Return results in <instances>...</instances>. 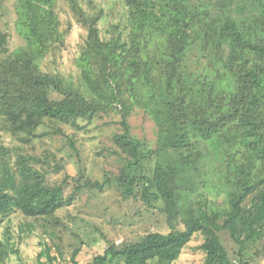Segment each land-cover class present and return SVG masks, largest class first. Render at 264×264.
Here are the masks:
<instances>
[{
	"label": "trees",
	"instance_id": "trees-1",
	"mask_svg": "<svg viewBox=\"0 0 264 264\" xmlns=\"http://www.w3.org/2000/svg\"><path fill=\"white\" fill-rule=\"evenodd\" d=\"M57 1L15 0L21 43L12 50L0 27V133L19 143L0 146V264L19 257L9 226L15 215L19 241L39 230L52 237L65 227L59 211L105 188L160 211L171 231L105 241L86 264H173L196 234L204 264H250L245 252L264 239V0H124V25L113 24L108 38L99 35L92 0H61L85 31L68 72L59 71L68 32ZM136 111L156 128L152 149L131 133ZM114 113L119 120L104 124L116 127L106 150L117 170L101 182L82 169L55 179L63 158L24 152L60 140L78 157V132ZM184 194L194 195L183 202ZM221 234L235 245L232 254ZM40 244L37 264H52ZM76 255L71 264H79Z\"/></svg>",
	"mask_w": 264,
	"mask_h": 264
},
{
	"label": "rangeland",
	"instance_id": "rangeland-1",
	"mask_svg": "<svg viewBox=\"0 0 264 264\" xmlns=\"http://www.w3.org/2000/svg\"><path fill=\"white\" fill-rule=\"evenodd\" d=\"M14 3L15 0H3V7L0 9V27L9 34L11 50L21 43L14 26L15 14L12 6ZM55 12L61 22V29L68 32L60 58L63 65L59 71H72L74 59L80 55L85 46V31L77 27L68 3L58 0L55 4ZM92 13L99 14L97 22L99 35L102 38H108L113 24H119L121 27L124 25V0H92ZM117 120L119 115L116 113L104 115L101 121H96L87 126L83 132H78L76 143L78 157L74 156L75 153H72L68 147L60 149L62 143L60 140L44 139L34 144L33 151L28 146H24L23 149L24 152L29 154L35 152L37 155L49 151L56 154L57 159L63 158L64 170L55 179L61 180L65 175L74 176L79 169H82L87 179L101 182L105 172L117 170L116 160L113 156H109L106 150L111 145L109 138L116 127L104 124ZM128 122L132 135L141 139L148 148L155 147L156 128L146 115L136 111L128 118ZM66 133L69 134L70 130ZM18 144L9 135L0 133V146L12 148ZM69 154L73 155L72 158L68 157ZM204 190L208 198L215 197L209 192L208 187ZM193 195L184 194L182 201L185 202ZM56 216L65 227H59L55 231V236L43 238L39 235L41 232L39 230L38 233L19 241L18 225L21 218L15 215L9 226L13 241L18 245L20 253L19 257L10 256L5 264H37L36 257L44 248L40 243L44 242L50 248L49 255L55 258L52 264H71L70 257L74 251H77V262L86 264L94 256L103 253L105 241L116 245L130 244L139 241L149 232L171 231L160 211L147 212L138 204L125 202L110 188H105L101 192L83 193L72 206L62 209ZM176 229L183 230V223L179 222ZM1 232H4V228ZM221 239L232 254L236 250L235 245L226 234H221ZM201 242V236L194 235L179 259L173 264H204L203 253L197 249ZM244 257L250 264H264V239L251 246ZM41 260L47 262L45 257Z\"/></svg>",
	"mask_w": 264,
	"mask_h": 264
}]
</instances>
